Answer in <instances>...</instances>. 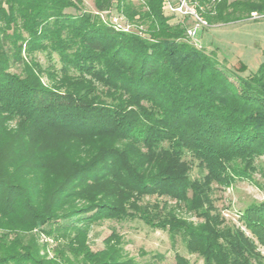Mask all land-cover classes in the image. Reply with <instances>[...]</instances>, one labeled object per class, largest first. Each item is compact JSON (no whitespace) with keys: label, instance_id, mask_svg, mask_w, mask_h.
<instances>
[{"label":"trees","instance_id":"trees-1","mask_svg":"<svg viewBox=\"0 0 264 264\" xmlns=\"http://www.w3.org/2000/svg\"><path fill=\"white\" fill-rule=\"evenodd\" d=\"M113 3L147 30L118 29L77 0H0V264H57L38 231L66 264H142L116 231L105 249L88 242L92 224L136 218L180 236L204 264H264V200L240 211L247 234L220 214L212 187L249 176L264 156V61L238 75L187 36L188 19L164 0H95L102 11ZM199 4L212 26L264 13V0ZM38 51L58 56L52 85ZM194 167L205 175L192 178ZM154 195L176 205L144 201Z\"/></svg>","mask_w":264,"mask_h":264},{"label":"rangeland","instance_id":"rangeland-1","mask_svg":"<svg viewBox=\"0 0 264 264\" xmlns=\"http://www.w3.org/2000/svg\"><path fill=\"white\" fill-rule=\"evenodd\" d=\"M77 1L80 2L82 10L93 13L101 20L107 21L110 16L117 14L114 3L110 9L102 11L96 8L95 0ZM135 5L145 9V5L143 7L139 4ZM70 11L75 12L73 9ZM210 14H215V11ZM246 18L228 23L215 22L213 26L199 31L194 39L199 47L216 58L221 65L241 76L257 71L264 61V13L252 12ZM171 22L176 21L171 19ZM130 23L134 32L147 30V23L137 17L130 19ZM34 58L44 69L43 84L52 85V80L46 72L48 68H54L53 64L60 65L58 56L53 54L50 57L46 52L38 51ZM22 67V64L14 63L11 71L20 73ZM4 124L14 132L18 127V120L8 118ZM12 146L13 140H9L3 150H10ZM64 154L68 156L69 153ZM255 164L256 169L249 172L247 177H237L230 185L216 183L212 185L214 202L220 214L228 224L240 226L247 234L250 232L239 218V213L250 204L264 200V156L257 158ZM204 175L205 171L196 167L191 173L192 178H201ZM144 201L159 202L164 208L176 205L174 200L166 196H146ZM177 213L195 223L202 220L187 210L179 209ZM115 231L120 235L119 240L125 256L132 257L142 264H178V255H182L183 259L186 258L188 264H204L199 254L189 252L180 236L173 240L166 231L153 229L138 218L124 221L106 219L92 224L88 232L90 248L93 251L105 249L109 242L115 241L112 237L116 234ZM36 237L42 245H45L43 252H47L48 258L57 260V264H66L56 257L54 250L56 241L52 237L42 231H38ZM259 250L264 255V246H259Z\"/></svg>","mask_w":264,"mask_h":264},{"label":"built area","instance_id":"built-area-1","mask_svg":"<svg viewBox=\"0 0 264 264\" xmlns=\"http://www.w3.org/2000/svg\"><path fill=\"white\" fill-rule=\"evenodd\" d=\"M135 3H144L145 0H132ZM165 8L179 19H188L189 23L186 27L187 36L195 39L199 31L211 27L207 18L202 14L199 0H164ZM110 21L116 28L126 32L132 31L129 19L123 14H115L110 16Z\"/></svg>","mask_w":264,"mask_h":264}]
</instances>
